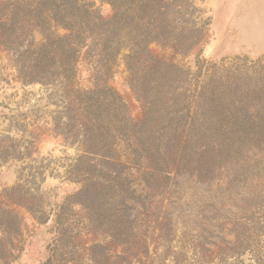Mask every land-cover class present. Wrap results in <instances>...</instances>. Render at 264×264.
Returning a JSON list of instances; mask_svg holds the SVG:
<instances>
[{"label":"rangeland","instance_id":"1","mask_svg":"<svg viewBox=\"0 0 264 264\" xmlns=\"http://www.w3.org/2000/svg\"><path fill=\"white\" fill-rule=\"evenodd\" d=\"M16 1L0 0V19L27 15L25 7L13 8ZM74 3L108 21L116 14L112 3L124 7L127 0L67 2L77 16ZM168 3L173 15L161 41L148 45L147 66L130 71L124 48L109 82L130 117L120 148L111 149L120 176L100 162L107 145L70 144L75 130L60 85L28 83L29 51L42 37L0 26V264H264V123L252 117L264 109V0ZM127 22L121 17L119 26ZM129 39L122 38L124 46ZM195 90L210 100L193 127L181 113ZM180 137L205 145H198L201 158L191 159L198 167L143 175L142 152L131 139L152 151ZM126 161L136 171L130 178ZM232 224L238 242L218 233Z\"/></svg>","mask_w":264,"mask_h":264},{"label":"trees","instance_id":"2","mask_svg":"<svg viewBox=\"0 0 264 264\" xmlns=\"http://www.w3.org/2000/svg\"><path fill=\"white\" fill-rule=\"evenodd\" d=\"M70 1L73 0H32V3L30 0V3L23 2L24 6L17 7L16 4L21 2L17 0L13 8L25 7L23 11L27 15L20 17V14L12 11L13 16L0 19V26L6 34L38 33L42 37L39 43H32L29 51L31 59L28 65L30 69L28 83L43 85L58 83L60 85L59 90L67 99L65 105L67 124L75 130L74 140L70 144L94 145L95 148L100 144L107 145L110 158L105 157L100 162L112 167L106 166L104 170L112 169L113 173L119 175L116 167H121V164L116 160L111 149L112 147L120 148L119 145L124 140L130 117L123 99L109 82L114 74L117 59L124 48H130V53L126 55V63L130 71L138 73L147 66L142 57L149 60L147 47L152 42L161 41L163 36L161 29L168 25L173 15L171 10H174L175 6L168 3V0H127L124 7H118L112 3L116 9L115 16L108 21H102L99 16L90 14L80 4L76 10L75 3L73 4L77 16L73 12H68L69 5L65 4ZM62 6L64 8H61ZM177 8L182 9V6L177 4ZM121 17L128 20L125 26H119ZM126 37L131 38L130 44L124 46L122 38ZM192 45L193 43H189L188 47ZM133 46H135L134 49ZM159 65L176 66L168 63ZM154 83L159 92L160 83ZM261 84L264 85V77ZM194 93H190L187 97L186 111L181 114L190 120V126L196 127L200 124L203 114L200 109L208 104L210 98L202 91L195 90ZM157 98L173 99L161 95ZM259 100L264 105V96ZM255 114L252 117L259 123H264V109L258 110ZM173 127L175 132L179 130L182 135L184 134L178 127ZM131 140L137 151L142 152V171L146 177L156 178L158 174L164 172L178 173L183 167L188 166L192 171L199 164L191 161L192 157L198 161L205 152L199 146L206 149L205 145L181 142V137L177 143H160L152 151L149 146L139 145L136 138ZM90 152L94 155L97 153ZM149 153H152L151 157ZM184 156L189 158L188 163L177 166V161ZM130 164L126 161V164L122 166L127 178L136 173ZM203 168L209 172L211 165H205ZM133 181L135 188H141L146 198H152V193L148 192V185L142 184L141 187L136 179L133 178ZM135 217L137 220L145 219L142 214ZM227 227L220 225L218 233L221 232L222 236L226 235L227 242L230 239L238 242L240 240L238 225H230L231 229L226 233L222 231ZM96 247L108 248L101 244ZM103 252L102 250V255Z\"/></svg>","mask_w":264,"mask_h":264}]
</instances>
